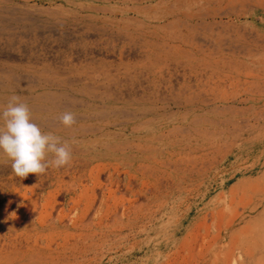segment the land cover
I'll return each instance as SVG.
<instances>
[{
	"label": "rangeland",
	"instance_id": "1",
	"mask_svg": "<svg viewBox=\"0 0 264 264\" xmlns=\"http://www.w3.org/2000/svg\"><path fill=\"white\" fill-rule=\"evenodd\" d=\"M14 96L72 160L0 152V264H264V0H0Z\"/></svg>",
	"mask_w": 264,
	"mask_h": 264
},
{
	"label": "clouds",
	"instance_id": "2",
	"mask_svg": "<svg viewBox=\"0 0 264 264\" xmlns=\"http://www.w3.org/2000/svg\"><path fill=\"white\" fill-rule=\"evenodd\" d=\"M60 119L66 127L76 122L71 112H64ZM0 121H3L0 152L12 161L11 169L21 180L29 174L40 178L50 166L61 168L70 165L72 153L69 145L33 123L29 107L19 102L18 97H12L7 107L0 110Z\"/></svg>",
	"mask_w": 264,
	"mask_h": 264
},
{
	"label": "bare ground",
	"instance_id": "3",
	"mask_svg": "<svg viewBox=\"0 0 264 264\" xmlns=\"http://www.w3.org/2000/svg\"><path fill=\"white\" fill-rule=\"evenodd\" d=\"M70 106V105H69ZM47 107V106H46ZM39 116V115H38ZM42 119V118H41ZM43 120V119H42ZM39 123V122H38ZM36 124V123H35ZM41 124V123H40Z\"/></svg>",
	"mask_w": 264,
	"mask_h": 264
}]
</instances>
